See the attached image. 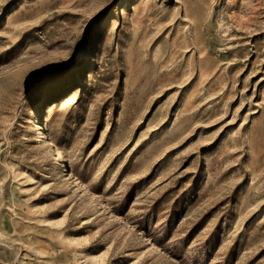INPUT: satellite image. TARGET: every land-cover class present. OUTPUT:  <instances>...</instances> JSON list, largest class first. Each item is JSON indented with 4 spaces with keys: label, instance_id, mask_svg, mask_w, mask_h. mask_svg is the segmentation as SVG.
Listing matches in <instances>:
<instances>
[{
    "label": "rangeland",
    "instance_id": "374dc122",
    "mask_svg": "<svg viewBox=\"0 0 264 264\" xmlns=\"http://www.w3.org/2000/svg\"><path fill=\"white\" fill-rule=\"evenodd\" d=\"M0 264H264V0H0Z\"/></svg>",
    "mask_w": 264,
    "mask_h": 264
},
{
    "label": "bare ground",
    "instance_id": "6f19581e",
    "mask_svg": "<svg viewBox=\"0 0 264 264\" xmlns=\"http://www.w3.org/2000/svg\"><path fill=\"white\" fill-rule=\"evenodd\" d=\"M74 95V93L72 94ZM67 98L65 100H62L61 102H51L48 103L43 111L44 115V122L42 124V122L40 121V117L37 111H35L34 115H33V125H32V132L36 135V142L38 144L41 145H46L48 147V151L51 153L50 154V158L52 160H54V165H59L60 167H64V163H63V159H62V155L60 153V151L57 148H54L48 138L46 137L45 133H44V128L46 126V122H47V117L50 113V111L58 106L64 105L71 97L70 96H66ZM65 98V97H64ZM63 98V99H64ZM60 171V170H59ZM59 177H66L68 178V180H70V182L73 184V186H75L77 188V190H80V192L85 193L86 190L80 189L79 187V183L76 181V179H72L69 177V173L64 169L62 172L59 173ZM96 201V200H94Z\"/></svg>",
    "mask_w": 264,
    "mask_h": 264
}]
</instances>
